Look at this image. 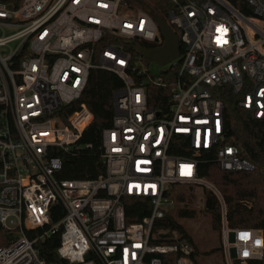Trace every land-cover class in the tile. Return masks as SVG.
<instances>
[{
    "label": "built area",
    "instance_id": "1",
    "mask_svg": "<svg viewBox=\"0 0 264 264\" xmlns=\"http://www.w3.org/2000/svg\"><path fill=\"white\" fill-rule=\"evenodd\" d=\"M242 1L244 9L230 0H167L181 53L169 65H178L179 73L162 109L149 104L147 87L134 74L150 71L146 57L129 48L133 40L164 43L147 4L0 0V223L19 232L0 245V264H48L38 242L58 229V253L73 264H194L192 243L177 231L172 241L154 240L168 231L156 230V222L178 204L170 192L189 184H206L220 201L228 264H264V229L228 223L224 196L198 174L196 157L208 149L224 169L255 166L225 133L228 91L264 118V0ZM92 68L123 81L114 91L112 123L102 130L105 170L64 178L58 152L84 145L80 139L94 114L87 105L63 106L81 97ZM153 81L166 82L160 74ZM174 141L185 142L189 153L171 151ZM127 196L150 199V213L127 221ZM56 203L64 213L54 222ZM12 215L15 227L6 223Z\"/></svg>",
    "mask_w": 264,
    "mask_h": 264
},
{
    "label": "trees",
    "instance_id": "2",
    "mask_svg": "<svg viewBox=\"0 0 264 264\" xmlns=\"http://www.w3.org/2000/svg\"><path fill=\"white\" fill-rule=\"evenodd\" d=\"M140 6L146 4L154 9L164 18L167 16L168 2L160 3L158 0H134ZM237 7L244 9L242 0H230ZM175 30L178 28L173 25ZM143 45L151 46L147 42H140ZM131 50L133 48L129 47ZM137 57L138 53L133 50ZM179 73L178 65H171L163 69L160 75L165 79V84H157L153 81L155 73L144 71L140 74L135 72L139 82H144L147 87L148 101L153 107L162 109L168 108L171 101L172 83ZM123 86L122 79L113 71L103 68H92L87 84L80 98L63 106L64 111H72L82 105H87L94 114L93 121L83 131L79 149L59 151L63 158V169L59 173L64 178L75 177H97L105 170L102 158V130L112 123L114 116V91ZM225 133L228 140L241 147V155L248 157L254 162V168L241 170H227L220 166L214 158L212 150H199L198 174L212 181L222 192L227 205V220L231 226H255L264 229V118H257L247 108L237 102V95L232 91L227 92V112L225 115ZM171 151L181 154L189 153L185 142L178 145L173 142ZM189 184L187 186H196ZM179 186H175L170 195L176 202L186 201V204L170 208L165 217L156 222L155 229L165 228L167 233L162 234L154 240L159 242L172 241L177 231L181 236L188 238L192 243V250L188 254L194 264H200L198 254L200 249L193 241L191 233L181 220L182 218H194L198 210L190 207L189 202L193 195H186ZM127 221H139L148 215L151 210L150 199L147 197L127 196L124 198ZM205 207L203 211L211 218L213 229H221V204L216 194L211 190L205 192ZM64 210L60 203L53 205L52 220L54 222L63 215ZM42 229H26L29 236L34 235ZM19 232L15 228L4 227L0 223V244H8L16 238ZM61 240V229H58L50 236L41 239L38 246L42 256L48 264H73L58 253V246ZM214 249L223 247L217 246ZM212 250H209L211 252ZM97 264H102L97 261ZM236 264H241L239 261ZM248 264H263L261 261H250Z\"/></svg>",
    "mask_w": 264,
    "mask_h": 264
},
{
    "label": "rangeland",
    "instance_id": "3",
    "mask_svg": "<svg viewBox=\"0 0 264 264\" xmlns=\"http://www.w3.org/2000/svg\"><path fill=\"white\" fill-rule=\"evenodd\" d=\"M160 3L165 4L167 0H158ZM4 50V48H0ZM178 58H174L165 63H158L153 59L144 58L143 64L155 74L160 73L163 69L169 67L170 63L175 62ZM210 181V180H209ZM212 182V181H211ZM186 195H193L192 200L189 202L190 207L198 210L197 216L194 218H182L181 220L187 227L188 231L193 237V241L198 245L200 252L198 260L200 264H228L223 252L220 249H214L222 245L221 229L216 230L212 228L211 218L205 211V192L210 189L206 184L196 186L180 185L178 187ZM220 190V189H219ZM221 191V190H220ZM222 193V192H221ZM186 204V201H180L174 211L179 207ZM7 225L15 227L18 223V217L12 215L7 219ZM2 245V244H0ZM209 250H212L209 252Z\"/></svg>",
    "mask_w": 264,
    "mask_h": 264
},
{
    "label": "water",
    "instance_id": "4",
    "mask_svg": "<svg viewBox=\"0 0 264 264\" xmlns=\"http://www.w3.org/2000/svg\"><path fill=\"white\" fill-rule=\"evenodd\" d=\"M151 15L158 23L164 43L159 47H148L139 41H131L132 48L141 56L153 59L158 63H165L169 60L177 58L181 53V43L178 32L173 29L166 18L158 14L154 9H149ZM86 258L89 254L85 255Z\"/></svg>",
    "mask_w": 264,
    "mask_h": 264
},
{
    "label": "snow or ice",
    "instance_id": "5",
    "mask_svg": "<svg viewBox=\"0 0 264 264\" xmlns=\"http://www.w3.org/2000/svg\"><path fill=\"white\" fill-rule=\"evenodd\" d=\"M189 172H190V166H189ZM249 237V234L248 233H241L240 234V238L243 239V240H247ZM257 243H259V241H257ZM245 255H247V253L245 252Z\"/></svg>",
    "mask_w": 264,
    "mask_h": 264
},
{
    "label": "flooded vegetation",
    "instance_id": "6",
    "mask_svg": "<svg viewBox=\"0 0 264 264\" xmlns=\"http://www.w3.org/2000/svg\"><path fill=\"white\" fill-rule=\"evenodd\" d=\"M146 46V45H145ZM148 47H151V46H148Z\"/></svg>",
    "mask_w": 264,
    "mask_h": 264
}]
</instances>
